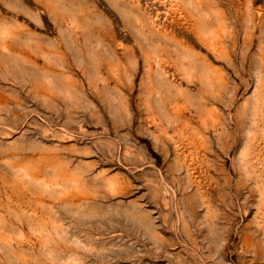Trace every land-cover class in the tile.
Masks as SVG:
<instances>
[{
    "label": "rangeland",
    "instance_id": "rangeland-1",
    "mask_svg": "<svg viewBox=\"0 0 264 264\" xmlns=\"http://www.w3.org/2000/svg\"><path fill=\"white\" fill-rule=\"evenodd\" d=\"M0 264H264V0H0Z\"/></svg>",
    "mask_w": 264,
    "mask_h": 264
}]
</instances>
